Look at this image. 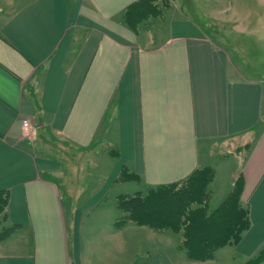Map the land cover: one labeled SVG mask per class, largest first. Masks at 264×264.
Masks as SVG:
<instances>
[{"label":"crops","instance_id":"0c3cea01","mask_svg":"<svg viewBox=\"0 0 264 264\" xmlns=\"http://www.w3.org/2000/svg\"><path fill=\"white\" fill-rule=\"evenodd\" d=\"M142 1L0 0V264H220L228 248L226 261L246 264L264 247V69L179 0L128 23ZM215 4L217 20L240 21ZM239 139L251 141L242 163L221 164L216 151ZM57 145L97 151L80 193L67 186ZM209 166L211 205L220 170L227 196L240 168L249 219L213 260L189 259L167 232L116 226L120 196ZM131 183L140 190L127 192Z\"/></svg>","mask_w":264,"mask_h":264},{"label":"rangeland","instance_id":"374dc122","mask_svg":"<svg viewBox=\"0 0 264 264\" xmlns=\"http://www.w3.org/2000/svg\"><path fill=\"white\" fill-rule=\"evenodd\" d=\"M153 1V0H152ZM152 1H146L145 4L142 6H138L131 10L132 14V20L134 21V24H137L138 22L144 21V18L140 17L143 16L144 13H140L143 10H147V17L150 16V14L153 13H159L161 9L164 8V6L168 3H171L170 0H154ZM181 2H184L186 4V7L189 11V14L192 17H197L205 19H210L212 30L218 29L221 24L222 30L225 32L226 35H228L229 42H232L233 45L236 46L237 49H239L242 53H244L245 60H249L250 63L255 65L260 71L264 69V0H221V6L224 10H227L229 14L233 13L234 11L238 10L239 12V18L240 21L237 23L234 22H226L223 20H217L215 11V1L216 0H179ZM189 5V7L187 6ZM144 6V7H143ZM200 9H205L206 11H210L208 13L204 12L202 15L198 14L197 12L200 11ZM194 12V14H193ZM225 27H228L225 28ZM256 39H258L260 42H258ZM245 62V61H244ZM39 135V134H38ZM251 141L248 139H239L236 140L229 145H224L223 149H220L217 152V159H219V162L222 164L224 160L228 158H232L230 160H233V158H236V161L241 164L244 157L246 156ZM58 147L59 154L61 153L63 161L67 164L65 166L64 170V176L67 181V186L70 187V190L72 193H80L83 191L84 186H88V183L84 182L85 179L91 175L93 167L95 166L97 162V151H71L67 147H64L63 145H59ZM54 149V148H53ZM222 151V153H220ZM229 160V161H230ZM215 161V160H214ZM218 162V163H219ZM227 162V161H226ZM228 163V162H227ZM240 167V165H239ZM220 170V178L218 182L216 183L220 188L218 189V192L216 193V197L214 199V202L211 205V199L214 192L210 189L211 184L214 182L215 175H216V168L214 166L209 167H203L200 169L195 176H193L190 180H186L185 182L177 183L174 187L169 188L166 191H162L160 193L164 194L165 198H172L173 201L171 202V206L173 205H179L180 202H184V209L186 211V214L188 215V205H190V210H196L199 208L206 209L201 211L200 214H195L193 219L196 221L199 218H203L207 212H212L215 210L221 211V216L223 218L224 223L228 221H232L231 224H233L234 219H237V225H241L243 221L245 222V207L240 202V205L242 206L243 213H238V207L237 205V199L236 196H231L234 185L236 183H239L241 180L240 175V168L235 172L233 175V186L228 192L227 196L222 195V189L223 184V174L226 173V169L223 168ZM97 176V175H96ZM212 177V180L208 186V188L205 187L204 179ZM97 183V181H96ZM215 184V185H216ZM127 192L134 193L137 190H140L138 188V184L131 183L126 186H124ZM217 187V186H216ZM150 188H146L143 190V193L151 192ZM120 192V187L114 188V190L111 192L110 195V202L109 205L111 207H115V196ZM75 194V195H76ZM156 193L152 192L150 199L151 202L154 205V201H159L156 197ZM231 196V197H230ZM226 197V198H225ZM164 198V199H165ZM75 199H72V202L74 203ZM166 200V199H165ZM220 204V205H219ZM172 206V207H173ZM4 211V207L0 209V215H2ZM169 214L172 215L173 218L175 215L173 214V211L171 209L169 210ZM177 211V210H176ZM184 211V212H185ZM188 217V216H186ZM243 220V221H242ZM235 224V223H234ZM238 227V226H237ZM175 240L178 245V249L182 251L183 253L187 254L186 251L182 250L180 247V244H182V241H180L178 238V235L174 232L168 231ZM217 244H222V242L225 241H215ZM235 241H226V244L220 248H218L215 251V254L230 245H233ZM227 251H230V248L225 249L222 252V258L220 261V264H241L243 263L244 258L243 257H237L231 261H226V253ZM215 258V256H214Z\"/></svg>","mask_w":264,"mask_h":264},{"label":"trees","instance_id":"16d2710c","mask_svg":"<svg viewBox=\"0 0 264 264\" xmlns=\"http://www.w3.org/2000/svg\"><path fill=\"white\" fill-rule=\"evenodd\" d=\"M146 1L152 0H144L133 7H131L127 13L126 17L128 19V23L134 24L132 20L131 10L138 6H142ZM154 1V0H153ZM152 1V2H153ZM144 7V6H143ZM147 10H143L140 13H144L142 18L147 17ZM152 14H154L152 12ZM31 100L34 103L36 110H40L39 100L32 95ZM198 169L189 180L197 174ZM133 175H128V173H124L123 178H130ZM134 178V177H133ZM212 177H208L204 179L205 187L208 188ZM185 182V181H184ZM166 185L159 187H151V192H147L146 194L142 191L130 196H120L117 200V208L119 211V218L116 223V226H121L126 223H133L140 226H148L150 228L168 232L171 231L178 235V239L182 241L180 247L182 250L186 251V255L189 259L193 261H209L214 259L215 251L224 246L226 241H235L237 243L243 233L249 228V219L248 213L245 209V222L241 223V225H237V219H234L233 224H231V220L228 222L223 221L221 216V211L215 210L212 212H207L203 218H199L194 221L193 217L195 214H200L201 211L206 209L199 208L196 210H190V205H188V215L184 209V202H180L177 206L176 204L172 207L171 202L172 198H165L164 194L160 193L162 191H166L169 188H172L176 185ZM234 190L231 196H236L237 199V207L238 213H243L241 202V195L243 190V179L239 183L234 185ZM152 192L156 193V198L159 201H154V205L151 202L150 196ZM230 196V197H231ZM166 200H165V199ZM8 201V197L5 193H0V209L5 207ZM173 211L175 215L173 218L172 215L169 214V210ZM177 210V211H176ZM185 211V212H184ZM188 216V217H186ZM235 223V224H234ZM238 226V227H237ZM215 241H225L222 244H217ZM264 262V247L259 251V253L251 258L246 264H261Z\"/></svg>","mask_w":264,"mask_h":264},{"label":"built area","instance_id":"2783aa9c","mask_svg":"<svg viewBox=\"0 0 264 264\" xmlns=\"http://www.w3.org/2000/svg\"><path fill=\"white\" fill-rule=\"evenodd\" d=\"M23 132L25 136L31 140L35 138V129L29 120L23 122Z\"/></svg>","mask_w":264,"mask_h":264}]
</instances>
